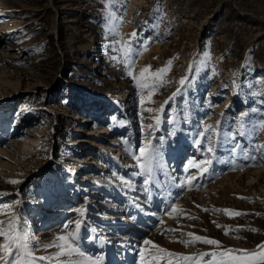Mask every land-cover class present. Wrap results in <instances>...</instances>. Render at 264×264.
<instances>
[{"label":"rangeland","instance_id":"1","mask_svg":"<svg viewBox=\"0 0 264 264\" xmlns=\"http://www.w3.org/2000/svg\"><path fill=\"white\" fill-rule=\"evenodd\" d=\"M262 122L264 0H0V220L11 205L40 245L79 221L100 264L255 250L264 161L245 154H264ZM149 140L159 167L145 184Z\"/></svg>","mask_w":264,"mask_h":264},{"label":"snow or ice","instance_id":"2","mask_svg":"<svg viewBox=\"0 0 264 264\" xmlns=\"http://www.w3.org/2000/svg\"><path fill=\"white\" fill-rule=\"evenodd\" d=\"M131 35L133 38H135L137 33L134 32ZM129 51H131V41H129ZM192 69L193 65H190L189 70L191 71ZM149 71L150 66L142 69L140 73L141 77H144V74ZM165 71L166 69L158 70L157 76H162ZM133 78L136 79L135 76ZM185 83L186 79H181L180 84L184 85ZM145 86H147L146 82ZM247 115V113L242 114L241 120L243 121V118ZM258 127L264 128V122L260 123ZM212 131H215L212 126H208L205 129V133ZM205 133H201V136H203ZM244 134L245 133L243 132L242 124L240 135ZM232 138L235 139V135H233ZM239 147V141H237L235 147L232 148L231 151L235 152L236 149H238ZM214 150V145L210 143L207 151L212 153L214 152ZM255 150L257 152L264 153V145L257 146ZM138 151L139 156L136 157L137 163L140 165L142 171L148 176V179L145 180V184H150L154 168L159 167V150L149 140L146 141L143 146L139 147ZM245 155L248 159L252 161H264V154L260 155L259 157L247 154ZM209 164H211V160L201 162V174H203V172L207 170L206 166ZM191 179H194V177ZM191 179L189 180V182H191ZM10 182L16 183V181ZM4 208L8 211L4 213L6 221L0 220V238L3 239V243H0V264H38V262L44 261H55V264H100V260L102 259V257H86L85 251L80 246L82 238L79 236V233L77 232L76 235L72 234L71 224L74 223L75 228L79 230L81 227V223L79 221L70 222L69 224L64 226L67 230V235H58L53 242L49 244L40 245L38 239L34 236V234H30L26 229L21 226L19 217L13 216L11 212V205H4ZM173 211H175V208H173ZM225 211L227 212L228 210ZM229 214L232 215L233 213ZM235 214L239 215L240 213ZM10 216L12 218L7 219ZM194 240L202 242L204 244L219 246V242L215 239L195 236ZM151 243L152 241L150 240L144 241L145 245ZM40 248H43L45 250L50 248H56L58 249V251L48 256H37L35 253ZM141 251H143V249H141ZM159 251L164 252L165 250L159 249ZM234 251L235 250L233 249H226L225 251L219 254L216 252L201 253L200 256L212 257L211 260L207 261V264H264V243L258 245L255 250L249 251L247 249H242L235 255H230V253ZM183 259L194 261L196 257H183ZM167 264H172V262L168 261Z\"/></svg>","mask_w":264,"mask_h":264},{"label":"bare ground","instance_id":"3","mask_svg":"<svg viewBox=\"0 0 264 264\" xmlns=\"http://www.w3.org/2000/svg\"><path fill=\"white\" fill-rule=\"evenodd\" d=\"M12 94H13V92H12ZM117 213H119V212H117ZM56 225H57V224H56ZM57 227H58V226H57ZM57 227H56V228H57ZM56 228H54V229H56ZM127 237H128L127 235H124L123 238L126 239Z\"/></svg>","mask_w":264,"mask_h":264}]
</instances>
